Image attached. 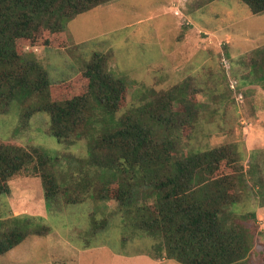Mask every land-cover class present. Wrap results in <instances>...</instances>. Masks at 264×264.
I'll return each mask as SVG.
<instances>
[{"label": "trees", "instance_id": "obj_1", "mask_svg": "<svg viewBox=\"0 0 264 264\" xmlns=\"http://www.w3.org/2000/svg\"><path fill=\"white\" fill-rule=\"evenodd\" d=\"M108 1L0 0V114L15 104L25 123L46 112L48 133L60 144L85 140L84 157H75L0 139V194H9L10 180L20 174L38 176L48 207L81 203L87 196L116 199L124 225L160 239L158 258L180 264H252L248 258L257 228L250 229L245 220H255L256 213L236 217L233 208L251 171L218 173L223 160L236 161L227 145L179 150L177 132L193 118L185 86L149 88L142 103L118 116L127 83L111 71L103 53H94L85 65L84 90L68 96L55 93L47 67L33 51H25V45L59 48L66 21ZM241 1L252 14L264 13V0ZM248 59L264 79V46ZM64 160L76 171L67 172ZM255 185L263 206L264 174ZM40 219L0 217V256L30 234H47ZM107 223L93 218L91 230L97 234Z\"/></svg>", "mask_w": 264, "mask_h": 264}, {"label": "rangeland", "instance_id": "obj_2", "mask_svg": "<svg viewBox=\"0 0 264 264\" xmlns=\"http://www.w3.org/2000/svg\"><path fill=\"white\" fill-rule=\"evenodd\" d=\"M64 32L59 48L25 45L47 67L56 94L84 90L81 75L96 52L126 80L118 116L142 103L149 88H187L185 103L191 104L193 118L177 132L179 150L227 145L236 161L223 160L218 173L251 171L233 208L236 217L256 213L255 220H245L250 229L257 228L248 261L262 264L264 205L255 181L264 174V79L248 54L264 46V13L252 14L241 0H110L66 21ZM20 118L15 104L0 114L1 140L84 157L85 140L66 147L48 133L46 112L25 123ZM64 163L67 172L76 171ZM9 186V194H0V217L30 215L35 222L40 217L49 232L30 234L1 255L0 264H157L160 239L124 225L116 199L87 196L81 203L48 207L40 177L20 174ZM93 218L108 221L97 234L91 230Z\"/></svg>", "mask_w": 264, "mask_h": 264}, {"label": "crops", "instance_id": "obj_3", "mask_svg": "<svg viewBox=\"0 0 264 264\" xmlns=\"http://www.w3.org/2000/svg\"><path fill=\"white\" fill-rule=\"evenodd\" d=\"M87 249H88V248H87ZM87 249H86V250H87ZM163 261L165 262V261H167V259H165V258H159V260L157 261V264H158V263H161V262H163Z\"/></svg>", "mask_w": 264, "mask_h": 264}]
</instances>
